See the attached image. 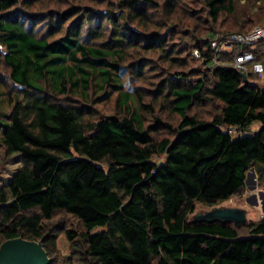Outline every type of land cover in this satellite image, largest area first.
<instances>
[{
  "label": "trees",
  "instance_id": "16d2710c",
  "mask_svg": "<svg viewBox=\"0 0 264 264\" xmlns=\"http://www.w3.org/2000/svg\"><path fill=\"white\" fill-rule=\"evenodd\" d=\"M186 1L168 0L163 21L160 1L119 0L102 13L90 3L80 13L56 10L46 22L19 11L21 0H0V64L12 92L1 141L23 161L0 187V245L41 240L54 264L64 234L71 253L63 264H264V218L242 226L191 218L198 204L244 190L252 168L264 181V89L253 64L232 66L247 47L218 55L210 44L264 23V0H197L196 13L178 10ZM255 52L264 65V43ZM122 69L158 79L153 104H141L155 126L130 111L133 95L120 85L117 105L129 115H99L68 99L87 91L94 73L107 83ZM204 104L210 118L193 110ZM164 110L177 124L162 120ZM160 126L168 132L156 137ZM60 213L78 228L52 224Z\"/></svg>",
  "mask_w": 264,
  "mask_h": 264
},
{
  "label": "rangeland",
  "instance_id": "374dc122",
  "mask_svg": "<svg viewBox=\"0 0 264 264\" xmlns=\"http://www.w3.org/2000/svg\"><path fill=\"white\" fill-rule=\"evenodd\" d=\"M21 0L20 4L17 5V8L19 11L23 12H30L32 15H38L41 18H45V21L47 22L49 19L48 17L51 16L52 13H54L56 10H64L71 6H76L77 12H81L80 9H83L85 5H88L89 8H95L98 13L104 12L105 9L109 8H115L119 2V0H112L114 3L113 5H109L106 0ZM157 2L160 1L161 7L157 10L158 16L163 21V17H167V12H165L166 5L168 4V0H156ZM200 3L197 2V0H187L186 3L181 4L179 6L178 10H187V11H193V12H199L200 11ZM115 6V7H114ZM83 14V13H81ZM183 18V17H182ZM190 18V17H189ZM166 19V18H165ZM181 20H186L185 18ZM190 22L193 23L196 21L195 18L189 19ZM200 21H198L199 23ZM258 21H255L254 26L259 25ZM105 24V22H104ZM47 23L42 24L38 29L39 32H45L47 28ZM253 26V27H254ZM201 27V24H200ZM203 27V26H202ZM179 38V37H176ZM178 39H176L177 41ZM178 42H181L179 40ZM264 62V59H263ZM135 71V70H134ZM6 67L2 64H0V121H8V115L11 112V103L9 100L10 93L9 92L10 84L7 81L6 75H3L6 73ZM146 76L143 78L136 77V75L133 74L132 70H126L122 69L120 71V76L115 77L113 76L112 79L108 80L107 83L103 80V77L100 76L98 73H94L92 76V79L90 81V87L89 89L83 90L81 88H75L69 95L68 99L73 100L76 103H81L82 101L87 102V104L95 110V112L99 115H113V114H121V115H129L130 112L128 109H123V107L117 105V99L119 96V92L113 85H120L122 86L123 90L129 91L132 93L131 100L129 103L132 105L130 108V111H134L135 115H142L145 123L144 125L148 127H153L152 125L154 123V117L157 116L154 113L146 112L144 106H141V104H153L152 98L154 100L155 95V88L156 86L152 85L153 80L158 79H151L149 77L150 72L146 71ZM254 80L256 83H258V86L264 89V74H257L254 75ZM160 79V78H159ZM45 85H47L45 83ZM136 89L139 90V94L142 95V99L139 98L138 94L135 92ZM84 92L87 93V96L84 95ZM9 93V94H8ZM142 100V101H141ZM156 101V100H155ZM158 108L163 109V97L159 96L157 104ZM198 113L199 116H203L204 118H210L211 114L213 113V110H211L210 105L207 106L201 105L196 106L194 109ZM164 114L160 116L162 120L167 121L170 120L173 123L177 124L179 121V116H172V118L168 115L170 113L169 110H164ZM171 114V113H170ZM260 124L254 123L251 128V132L255 133L259 130ZM156 132L153 133L157 136L166 135L168 130L166 128H162L161 126L158 127ZM23 165V161L19 155L15 156H9L7 155L4 146L2 145L1 141V128H0V187L3 185H6L9 183L12 178L17 173L18 169ZM260 169L259 167H254L250 170L248 173L247 178V184L244 190H242L239 194H236L232 196L230 199L223 201L215 206H228V207H239V208H246L248 210V219L250 221H259L264 218V210L262 205V200H264V181L261 182L259 179L260 176ZM263 195V198H260V195ZM254 197L258 201H260L259 205L253 204L255 201ZM215 206H205L202 204H198L196 206L195 212L191 215V218L193 220L194 216L198 213L205 212L207 210H210L211 208ZM249 221V222H250ZM52 224L63 226L64 228H78V225L76 223V220L72 218L70 215L60 213L52 221ZM95 231H100V229H96ZM64 232V231H63ZM58 247L60 251L57 253L56 258L57 261L54 262V264H63L65 258L70 255V243L63 234L59 241H58Z\"/></svg>",
  "mask_w": 264,
  "mask_h": 264
},
{
  "label": "water",
  "instance_id": "95a60500",
  "mask_svg": "<svg viewBox=\"0 0 264 264\" xmlns=\"http://www.w3.org/2000/svg\"><path fill=\"white\" fill-rule=\"evenodd\" d=\"M246 84L250 81L246 74H243ZM263 198V195H260ZM255 205L260 201L254 197ZM264 210V200H262ZM193 221L207 222H231L235 226L247 225L249 223L248 210L246 208L215 206L210 210L198 213ZM53 259L49 256L41 240H28L23 237H17L6 240L0 245V264H52Z\"/></svg>",
  "mask_w": 264,
  "mask_h": 264
},
{
  "label": "built area",
  "instance_id": "2783aa9c",
  "mask_svg": "<svg viewBox=\"0 0 264 264\" xmlns=\"http://www.w3.org/2000/svg\"><path fill=\"white\" fill-rule=\"evenodd\" d=\"M262 43H264V23L254 26L248 32L220 35L211 40L210 44L218 55L232 53L238 46L247 47L235 55L232 66L248 72V65L253 64L254 73L264 74V65L256 61L257 54L255 52ZM194 55L196 57L200 56L198 48L194 50Z\"/></svg>",
  "mask_w": 264,
  "mask_h": 264
}]
</instances>
